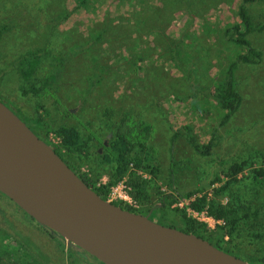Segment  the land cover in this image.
I'll use <instances>...</instances> for the list:
<instances>
[{
    "label": "rangeland",
    "instance_id": "374dc122",
    "mask_svg": "<svg viewBox=\"0 0 264 264\" xmlns=\"http://www.w3.org/2000/svg\"><path fill=\"white\" fill-rule=\"evenodd\" d=\"M241 3L255 26L264 25V2L257 0H0V23L9 26L0 37V100L32 129L45 132L44 124L74 125L84 137L96 136L88 138L86 154L65 155L82 171H101L97 184L108 181L111 169L103 160L100 141L107 142L127 115L151 125L145 148L134 142L133 153L157 169L155 176L130 163L117 181L125 178L130 186L137 205L130 207L181 228L175 195L185 196L194 189L212 198L220 182H212L215 176L224 180L229 164L256 161L255 155L264 151V29L246 35L250 46L261 51L260 58L253 63L236 61L234 80L241 95L237 110L220 122L225 110L214 99L220 69L239 52H247L246 46L229 40L232 24L239 22ZM39 48L47 53L40 55L29 80H23L17 68L20 58ZM31 85L39 87L38 95L22 93L21 87ZM188 132L199 149L193 147ZM53 134V130L47 133L50 142ZM59 143L60 139L55 144ZM132 171L149 181L147 200H140L130 183ZM230 190L240 220L228 247L254 264L264 256V181L242 176ZM162 194H170L169 206L160 205ZM226 197L229 194L219 200L224 203ZM240 203L245 207L239 208ZM7 210L26 218L0 195V218L7 228L20 226L44 248L49 247L44 237L51 244L61 241L47 230L40 237L34 227L11 218L14 224ZM3 232L10 233L0 225V242H13L14 235ZM75 250L78 259L86 258V253ZM26 251L21 248L20 256ZM30 256L39 264H43L39 258L46 260L35 251ZM18 258V253L3 256L0 264H20Z\"/></svg>",
    "mask_w": 264,
    "mask_h": 264
},
{
    "label": "water",
    "instance_id": "95a60500",
    "mask_svg": "<svg viewBox=\"0 0 264 264\" xmlns=\"http://www.w3.org/2000/svg\"><path fill=\"white\" fill-rule=\"evenodd\" d=\"M0 192L103 264H251L193 232L102 198L1 100Z\"/></svg>",
    "mask_w": 264,
    "mask_h": 264
},
{
    "label": "trees",
    "instance_id": "16d2710c",
    "mask_svg": "<svg viewBox=\"0 0 264 264\" xmlns=\"http://www.w3.org/2000/svg\"><path fill=\"white\" fill-rule=\"evenodd\" d=\"M246 1H255V0H243ZM264 2V0H257ZM153 10V9H152ZM238 16L239 22L232 24L231 29L233 30L231 35L229 36V40L236 43L240 46H246L247 52H239L234 60H231L228 64L223 66L220 69L221 76L219 79L215 81V93L214 99L216 100L218 106L224 109V113L222 114V118L220 122L226 121L230 115L237 110L241 102V95L236 88V83L234 80V70L236 68L237 60H240L244 63H253L256 62L260 56L261 51L254 49L250 46V41L246 37L247 33L251 31H261L264 29V25L255 24L252 22L251 16L246 9V7L241 3L238 6ZM164 16V24L167 23L166 15ZM9 29V26L6 24L0 23V37L3 33H5ZM100 35L97 34L96 38H99ZM43 51V52H42ZM46 52L45 49H35L29 50L28 53L22 55L23 60L20 58V62L17 66L18 72L20 77L23 80H29V77L32 76L35 72L37 67L39 66L41 59L40 55ZM55 74L51 75V78L54 81ZM49 82L51 80H48ZM51 81V83H52ZM22 93H27L31 91L35 95L39 94V87H35L31 85L30 89L22 88ZM68 113V112H66ZM121 125L116 127V131L112 133L110 139H107V142L100 141V147H102V157L107 165L109 166L110 171L108 173V181L104 184H97V178L101 171L92 174L86 171L80 170V168L76 167L75 165L71 164L68 157L65 154L77 152L78 154L84 153L86 154V146L88 143V138L91 137L97 138L96 136L90 134L88 137H84L83 133L74 125H64L60 124L56 127L52 128L50 124L46 125V130L43 132L40 128L39 129H32L39 137H41L44 141H46L54 150L55 152L76 172V174L92 189H94L102 198H107V192L110 185L114 184L118 179H120L129 169L130 163L133 164L134 167H142L146 168L153 176H155L157 169L152 167L148 163H143L140 154L133 153V147L138 144V146L145 148V138L146 132L149 130L151 125L146 123L143 120H133L130 116L127 115L121 119ZM189 130L190 128L187 127ZM49 130H53L55 135L60 139L59 144H55L50 142L47 138V133ZM42 132L44 133L42 135ZM175 136V135H174ZM188 137L196 149H199L198 143L188 132ZM100 139L98 138V141ZM134 142L136 144H134ZM210 145L207 144L205 146L204 153H208ZM62 148L64 151H62ZM98 150V149H97ZM97 153V152H96ZM256 161H252L250 159H243L240 161H234L228 165V167L224 171V180H221L219 176H215L212 182L220 181L217 186H215L212 190V198H208L205 194L196 196V198L192 201L191 206L196 209H206L207 212L214 216L217 219H221L223 224L217 225L213 230L209 229L204 223L198 222L195 219L188 217L185 213L180 209H174L180 215V224L181 228L184 231L193 232L198 236H201L207 239L209 242L214 244L215 246L224 249L228 252H231L232 249L228 247V243L232 240L234 233H238V226L240 216L237 214V208L235 207V201L232 197L231 186L241 180L242 176H250L254 182L262 183L264 181V151L257 153ZM105 167V166H104ZM247 168V172L244 173V169ZM130 183L134 185L136 188V192L138 191L139 199L140 200H147L149 198L148 192V180L141 178L140 176H136V174L132 171L130 172ZM211 182V183H212ZM133 195L135 196V193ZM193 193H197L196 190H188L185 195H190ZM225 194H229V197H226L227 200L223 203L219 200L221 196H225ZM170 194H168L169 196ZM166 194L161 195L160 198V205H164L168 203L170 205L172 199L168 197ZM167 201V202H166ZM115 204L120 205L125 209H129L131 211H138V209H134L126 204H123L120 201H112ZM156 205V204H155ZM245 206L240 203L239 208H244ZM21 210L19 207L17 210ZM26 218H21L18 216L17 213H13L9 211L7 213L8 217L13 218L14 220L24 223L25 225L34 227L38 232L39 236L44 231H48L49 234H54L46 228L45 226L41 225L37 221H35L32 217H30L27 213L21 210ZM1 221V219H0ZM15 222V221H14ZM34 224V225H33ZM1 225V224H0ZM2 227L9 230L10 233L14 235V240L11 243L6 242L5 244L0 242V261L3 256L9 258L14 257L16 253H18L19 258L16 259L20 264H39L38 262L34 261V259L30 256L31 251H35L38 254L42 255L46 260V264H59V258L64 253V242L62 241V237L57 234L55 237H61V241L58 243L51 244L52 240L50 238L44 237V242L49 246L45 247L42 243H40L39 239H35L32 235L28 233H24L23 229L19 226L12 229L7 228V224L1 225ZM172 226V225H171ZM4 233V232H3ZM22 233V235H21ZM8 235L6 232L4 233ZM3 234V235H4ZM26 234V236H25ZM44 234V233H43ZM22 237V238H20ZM29 235V236H28ZM24 236L27 238V243L24 240ZM224 236H227V239H224ZM33 242V243H32ZM35 243V244H34ZM227 243V244H226ZM33 247V248H32ZM21 248L28 250L29 252H25V256L21 257L19 250ZM57 251V252H56ZM233 251V250H232ZM54 254H53V253ZM3 255V256H2ZM52 256L55 260H52L50 257ZM244 258V257H242ZM76 259V260H75ZM73 262L78 263L79 261L75 258ZM246 259V258H244ZM248 261V259H246ZM249 262V261H248ZM88 264H91L88 261ZM254 264H264V256L262 258H257L254 260Z\"/></svg>",
    "mask_w": 264,
    "mask_h": 264
},
{
    "label": "built area",
    "instance_id": "2783aa9c",
    "mask_svg": "<svg viewBox=\"0 0 264 264\" xmlns=\"http://www.w3.org/2000/svg\"><path fill=\"white\" fill-rule=\"evenodd\" d=\"M52 142L57 143L59 138L53 134L50 136ZM54 140V141H53ZM105 180L99 182L98 184H104ZM130 186L126 183L125 178L115 182L110 185L107 192V200L109 201H120L123 204H128L129 206H137L135 200L130 194ZM199 196L198 193H193L190 195H175L173 198V205L178 209L182 210L186 216L195 219L198 222L204 223L209 229L215 228L219 224H223L221 219H217L210 215L206 209H196L191 206L192 201Z\"/></svg>",
    "mask_w": 264,
    "mask_h": 264
},
{
    "label": "flooded vegetation",
    "instance_id": "af4514ba",
    "mask_svg": "<svg viewBox=\"0 0 264 264\" xmlns=\"http://www.w3.org/2000/svg\"><path fill=\"white\" fill-rule=\"evenodd\" d=\"M0 195L1 196H3V197H5L6 199H7V201H9V202H11V203H13V204H15L10 198H8L5 194H3L2 192H0ZM16 205V204H15ZM16 207L18 208L19 206L18 205H16ZM20 208V207H19ZM21 209V208H20ZM22 210V209H21ZM9 212V210H7V212H6V215H7V213ZM144 214H146V213H144ZM4 215H5V213H4ZM8 216V215H7ZM1 219V218H0ZM8 219L11 221V222H13L14 220L13 219H11L10 217H8ZM14 224H16L15 222H13ZM0 224L1 225H4L5 226V224L6 223H4L3 222V220L1 219V221H0ZM17 227V226H16ZM53 235H57V234H53ZM58 236V235H57ZM60 236V235H59ZM59 238H61V237H59ZM62 239V238H61ZM62 241L64 242V253H63V258H61L59 261H60V263L59 264H69L68 262H73V260L75 259V258H77V256L75 255V254H73L74 252H73V250H75V249H78V251L77 250H75V251H77V252H79V253H81V252H84V253H86L84 250H81V249H79V248H75L74 247V245H72V244H69V243H67V242H65V240L64 239H62ZM53 253V252H52ZM86 254H88V253H86ZM86 254H84L85 255V257L86 258H80V259H78L79 261H77L78 263H76V264H88V261H90L91 262V264H103L101 261H99L98 259H96L94 256H92V255H89V257H87L86 256ZM51 258H52V260H55L52 256H50ZM91 257V258H90ZM42 262H43V264H46V262H45V260L44 259H42V258H39ZM76 260V259H75ZM76 262V261H75Z\"/></svg>",
    "mask_w": 264,
    "mask_h": 264
},
{
    "label": "crops",
    "instance_id": "0c3cea01",
    "mask_svg": "<svg viewBox=\"0 0 264 264\" xmlns=\"http://www.w3.org/2000/svg\"><path fill=\"white\" fill-rule=\"evenodd\" d=\"M163 195V194H162Z\"/></svg>",
    "mask_w": 264,
    "mask_h": 264
}]
</instances>
